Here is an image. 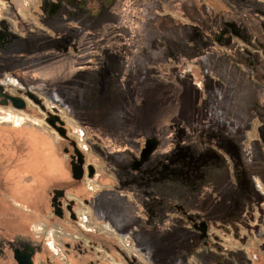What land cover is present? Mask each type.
<instances>
[{
	"label": "crops",
	"instance_id": "1",
	"mask_svg": "<svg viewBox=\"0 0 264 264\" xmlns=\"http://www.w3.org/2000/svg\"><path fill=\"white\" fill-rule=\"evenodd\" d=\"M233 1L239 0H165L164 10L177 13L183 18H208L211 23H205L203 20L204 24L209 25L204 28L203 34H214L218 28L214 26L215 16L210 17L211 11L218 12L217 17L224 14L223 17L228 19L229 4L234 3ZM38 2L40 3L39 7L34 14L36 17L33 15L36 20L21 16L20 11L15 9L13 3L3 10V16L0 18V88L39 90L50 98H52L50 94H74L69 84L76 82L75 79H72L73 74L85 72L86 62L83 61L82 66L78 64L75 68L73 67L74 70L68 72L60 63L51 66L45 64L44 61L47 57H59L60 45L58 44L63 40V51H75L74 34H68L65 37L66 33H61L58 26L59 21L65 19V15L69 18L73 17L80 5L76 4L77 0H72L71 8L75 12L67 10L62 13L59 9L56 12L50 10L48 13L46 6L51 0H38ZM68 2L70 1L68 0ZM37 21L41 25L37 24ZM76 24H82V22L76 21ZM194 50L202 51V47H197ZM213 50L220 51L221 48L217 46ZM217 56H219L218 53ZM202 59L211 60L210 64L213 67L214 61L211 52L210 54L203 53L200 60ZM187 64L190 63L187 62ZM196 64L200 65L199 62ZM116 71H118V67H116ZM88 72L89 82H93V78L94 80L98 79L99 86L97 89H93L95 86L90 83L91 86L86 94H109L104 97V109L99 111H103L105 116L98 118L91 113L79 115L80 107L75 98H73L74 107L70 108L71 105H69L67 108L73 112L75 120L81 124L80 127L86 131L87 139L89 138L88 134L90 135L92 141L90 143L95 148V154L105 163L103 164V173L106 174V180L104 179L106 184L93 190H88L82 185L74 187L75 193L86 204L85 208L90 214V221L97 229L94 231L97 236L91 241L107 250H112L117 245L149 264H243L240 261L241 253L234 250H230L228 253H219L204 249L202 252L199 249L197 230L194 228V224H189L187 220L191 216L195 218L201 216L200 219L204 222L221 220L226 216L236 217L239 211L235 210L236 203L241 204L254 192L257 193L259 201L264 204V192H259L260 187H255V184L251 185L253 194L246 193V197L242 194L237 182L235 183L232 179L231 165L229 169L226 164L229 158L225 156L227 147L232 146L233 150H236V154L240 156L245 171L244 176L252 175L246 171V160L250 158L249 154L256 136L247 138L246 130H242L240 134L236 135L237 141H235L233 139L235 134L228 129L230 126L227 123L221 126L222 123L214 117V113L211 119L193 120L192 116L190 117L191 121L180 122L179 126H173L171 121L163 124L157 130L147 132L142 125V119L134 118L133 121H129L128 109L124 106L125 94L116 84L117 81L119 83V80L113 81L112 84L107 80V77L99 76L98 78L94 75L96 73ZM68 73L73 74L71 76ZM185 85L187 86L186 83ZM189 88H193V86L190 85ZM118 97L121 98L120 107L115 108L112 106V101L118 100ZM56 103L59 104L57 101ZM225 120L227 121L228 118ZM9 121L13 127L25 130V140L22 141L24 145L21 146L23 148L22 160L25 162L26 178L29 182H35L34 185L27 187L23 195H19L22 197V201H13L14 204L26 212V218L31 221V226L35 228L37 234H44L46 228V240L49 241L46 244L49 249L60 245L54 239L56 236L70 238L68 242H71L72 248L66 250L67 252L63 251V256L58 260L59 264H91L93 257L81 244L85 237L90 238L87 236V233L90 232L83 234V231L77 227V222H68L69 220H65L66 218L56 219L52 216V211L49 212L44 207L45 196L49 195L50 190L48 182L60 184L69 182V179L72 178L68 170H64L60 165L64 159L60 154L58 140H55L53 136L50 139L45 138V135L48 137L49 133L47 134L43 127L37 123ZM127 121L130 123L129 125ZM175 130H180V136L176 135ZM144 131L147 133H143ZM208 131L215 132L219 139L222 137L223 143L214 139V141L210 140L205 134ZM230 133L233 134L232 137ZM250 134L252 133L250 132ZM148 135L149 139H153L154 147L147 157L135 166V162L140 160L143 148H139L134 139L135 137L145 138ZM188 136L193 139L195 150L201 152L199 155L189 144ZM134 151L137 160H135L136 158L130 159L135 157ZM225 159L227 160L225 161ZM47 162H51L49 168L46 166ZM129 162H131L130 167ZM170 163H176V165L170 168ZM189 163H199L202 171L205 169L206 186L202 181L195 180L199 175H187L186 177H192L189 181L190 187L188 184L183 185L185 180L183 167H188ZM232 167L234 170V164ZM165 173H170L174 177L162 181L163 184H161L162 174ZM235 173L236 171L233 175ZM254 175L258 176L264 188V172L262 173L261 170ZM175 177L183 179L177 181ZM176 182L182 185H174ZM45 186L47 187L45 188ZM180 191L185 195H180ZM200 199H202L201 202L198 201ZM210 199L216 206L213 211L209 208V211L204 213V206L212 205ZM199 209L203 213L198 212ZM262 211L264 219V208ZM49 222L56 224L58 230L47 231ZM259 229L264 233L262 228ZM144 243L151 249L145 247ZM261 245L264 248V241ZM260 262H264V254L260 255Z\"/></svg>",
	"mask_w": 264,
	"mask_h": 264
},
{
	"label": "rangeland",
	"instance_id": "2",
	"mask_svg": "<svg viewBox=\"0 0 264 264\" xmlns=\"http://www.w3.org/2000/svg\"><path fill=\"white\" fill-rule=\"evenodd\" d=\"M69 1L70 2H68V0H51V2L46 6L47 12L49 13L50 10L56 12L59 11V9H61L62 13H65L67 10L73 11V9L71 8L72 0ZM77 1L78 2H76V4L79 3L80 7L76 9V14L71 18L65 15V19L59 21L58 26L60 27L61 33H66L64 35L65 37L68 34H74V38L76 40L75 51H63V40V42L61 41L62 43H57L58 45H60V54L57 53L59 54V57H47L44 63L51 66H54L55 63H60L62 66H64L65 71L69 72L70 70H74V68L78 64L82 66V62L85 61V72L82 71L76 72L75 74L72 73L73 76L71 73H68L72 76V79L76 80V82L69 84V86L72 87L74 94H50V96L52 97L50 98L39 90L32 91L28 89L20 90L6 88V91L10 90V92H15L16 95L19 93L21 95L19 97H21L26 104L25 108L23 109H16L12 105L8 104L0 105V133H4L2 137L4 138L6 145L10 144L13 147V144L17 143L19 144V147H21L22 145H24L22 141L25 140V130H19L18 128L13 127L9 120H12V122L16 123H37L39 126L43 127L44 131L47 134L49 133V136L47 137V135H45V138L50 139L53 136L55 140H58L60 154L64 159V161L61 162L60 165L64 170H68L70 175L71 170L69 164V155L72 153L71 140H74V132L77 127L81 126V124L77 120H75L73 112L69 108H67V106L71 105L70 108H73V98H75L76 101L78 100V104L80 107L79 115H81L82 113H91V115H93L94 117L102 118L105 116V114L102 113L103 111H99L104 109V97L106 95H109L86 94V91L88 92L90 88L89 86H91V84L95 86L93 89H97L99 86L98 79L94 80L93 78V82H89V79L87 78V76H89L88 71H91V73L93 74L96 73L94 75L98 78L99 76L107 77V80L110 83H112L113 81H117V79L119 80V83L117 81L116 84L120 89L123 90L122 93L125 94L124 106H126V109H128V116L130 117L129 121H133L134 118L142 119V125L147 132H152L154 129L157 130L163 124L170 123L171 121L174 126L178 125L180 122L185 123L186 120L191 121L192 119H190V117L192 116L193 120L202 118L204 113H208L211 111L209 110L208 103L214 100V95L212 94L215 93L213 90L221 91H217L219 93V102L217 101L219 108L221 109V107L224 105L226 108L227 105L228 113H231L233 111L232 109L235 106H233V104L231 105L230 103V94L232 93L229 94V99L228 94H226L227 98H225V92L227 91V88L219 85L214 81L215 79L209 77V75H212V77H216L221 80L224 85H230L234 81V79L228 73L230 67L226 65V71L222 73L219 72V70H215L213 67H210L209 61L211 60H203V64L205 65L203 68L200 65L196 64V60L193 62H189L190 64H187L186 60L183 58L184 55H186L187 58L189 57L188 55H195L194 57L197 58L198 61H200L199 58H201V55H203V53L210 54L211 52L212 60L214 62H217V60H215L217 53H219V55L223 57L224 63H227L229 61L228 54H224L221 52L225 50H213L218 45L229 42V30L225 28V22L227 21V19L223 17L224 14L216 18L214 26L218 28L216 29V33H219L220 29H222L223 27L225 31L223 32V34H219V36L221 37L220 40L217 39L216 41H214V38L209 39L203 34L204 28L209 27V25L203 23V20L205 21V23H209L208 18L200 19L180 17L177 13H171L167 11V9L164 10V6H166L165 0H85L84 3H80L81 1L79 2V0ZM63 2L64 5H62ZM12 3L15 9L17 11H20L21 16H23L24 18L32 19H34L33 15L35 14V11L38 10L40 4L38 0H0V18L3 16V10L7 9L10 5H12ZM217 14L218 13H216V15ZM112 16H119L121 27L123 28L125 34L122 31L117 32L119 30V27H117L109 20L110 18H112ZM76 21H81L82 24H76ZM37 24H39L38 21ZM73 27L75 31L74 29L70 30ZM128 33H133L132 35L134 37L126 35ZM96 34H99L98 37ZM211 37H213V34L211 35ZM186 44H190L191 48L194 49H196L197 47H202L203 53L199 50L196 53L192 52L191 48H189V50H184L186 49ZM224 47H230L231 50L237 51L239 53L237 44L235 42H232L231 45H229V43L225 44ZM224 47H222L221 49H223ZM116 67H118V71L115 72ZM98 71L100 72V74ZM212 81L215 82V85H213V89L205 90L207 86L212 85ZM185 83L187 84V86L185 85ZM190 85H192L193 88H189ZM5 90L1 88V93L4 94L6 92ZM27 93L34 94L40 103H36L31 98L27 97ZM112 95L114 96V94H111V96ZM90 97H93V99H91ZM56 101L59 104H57ZM242 102L243 100L241 102H238L237 107H239V104L241 105ZM120 103L121 98L118 97V100L112 101V106H114L115 108H119ZM49 111L54 112L58 115L60 114L59 116L64 121L68 139L60 137L57 132L45 122L44 117L47 116ZM212 116L213 114H211L209 117L212 118ZM201 120L202 119H200V121ZM127 123L128 125L130 124L128 121ZM146 131H144L143 133H147ZM175 131L176 135L180 136V130ZM241 131L242 130H240V132ZM205 134L210 138V140H217V142L220 141V143H223L222 140L218 138V135L215 134V132L211 133L210 131H208L205 132ZM246 135L247 138L255 136L253 133L250 134V132L248 131L246 132ZM88 136V146L86 150H81V152L84 154V164L88 163L94 167L93 176L89 177L87 175V170L84 167L83 176L78 181L70 178L69 182L60 183L58 185H54V183L50 184V181L48 182L50 190L52 188H55V186L64 187V197H66L67 200L74 201L75 213L78 215L80 222L83 220L84 216L83 214H80V212H86L87 208H85L86 204L81 201L79 195L75 193L76 190L74 187L77 185H82L85 186L88 190H93L94 188L106 184V174L103 173V164L105 163L98 157L97 154H95V148H93V145L90 143L92 142L90 139V135L88 134ZM188 138L189 144L193 147L194 152L199 155L201 152H197V150H195V145L192 142L193 139L189 136ZM134 140L139 145V148H144L147 141L153 142L152 138L149 139V135L145 138L135 137ZM75 145L78 148V145L76 143ZM8 147L9 146H7V148ZM64 149L67 150L64 151ZM227 149L228 150L225 151V156H227L229 160L225 159V161H228V163L226 164L229 166V169L231 165L232 173L230 174L233 181L236 183L238 181V178L235 176L236 173L235 175L233 174L235 170H238L237 168H242L243 170L241 159L240 156L236 154V150H233L232 146H230V148L227 147ZM203 153L204 151L202 152V154ZM17 155L18 157L21 156V151H18ZM249 155L250 158L246 160V170L248 171V173H252V175L248 177L245 176L244 180L242 181V185L249 186L255 184V187H260L259 192H264V188L261 185L258 176L254 175L258 174L261 170L264 169V161H262V158L259 156V150L255 146L252 147L251 153ZM130 159L137 160L138 158L135 156ZM233 164L234 170L232 167ZM175 165L176 163H172L170 168ZM46 166L49 168L51 166V162H47ZM187 166L188 167H183L185 169L184 173H186H183L186 180H184L183 185L186 186L188 184L190 187L189 181H191L192 177H186L187 175H199L197 178H195V180L197 179L198 182L202 181V183L205 184L204 186H206L207 180H205V176H207V174L205 172V169L204 171H202L199 163H189ZM18 174L19 173H17L16 180L20 179H18V176H20ZM94 176L95 178H98L95 179ZM173 177L174 175L170 173L162 174L163 180H161V184H163L162 181L169 180ZM175 178L177 181L179 179H183L177 177ZM176 184L180 185L181 183L176 182L174 185ZM46 187L47 186H45V188ZM24 189L25 185L23 186L22 191H24ZM179 194L185 195L182 192ZM12 195V201H22V197H20L19 194L13 193ZM251 198V202L243 200L241 205L238 202L236 203L235 210L239 211L235 217V221L231 222L233 224L230 225H233L232 227L234 228V230H236L238 237L235 239L230 236L229 240L227 241L228 243L224 242L225 244H227V247L225 250H222V253H228L230 250H234L235 252L241 253L242 257L240 261H242L243 264H264V262H260V255L264 254V248L261 245V243H263L264 241V233L260 232L259 229L262 228L264 230V219L262 211V209L264 208V204L263 202L259 201L256 192H254ZM198 201L201 202L202 199ZM210 203L212 204H209L210 207H208L207 204L206 206H204V213L205 211L208 212L209 208L212 209V211L214 210L216 204L214 203V201H211ZM44 207L49 212L51 211L50 195L45 196ZM198 212L203 213V211H201L200 209L198 210ZM10 213L14 214L15 216L17 215V211L14 208L10 210ZM89 215L90 214L88 213L87 218L90 220ZM23 217L26 218V212L23 213ZM200 217L197 218V221L199 222H201ZM65 220L68 221V218H66ZM9 221L10 226L13 230L16 220ZM68 222H70V220ZM219 223L221 224V222H216V220H214L211 224V227L209 224L207 228L210 227L209 229H212L210 231V235L213 234L214 228H230L229 225H219ZM27 225L29 229L32 230L34 235L43 240L44 243L49 242L48 240H46V228L44 230V234H37L35 228L31 226V221L28 218ZM56 226V224L49 222L47 225V231H50V229H57ZM77 227L83 231V234L90 232L87 233V236H89L90 238L85 237L82 240L83 248L87 247V243L90 246H93V244L89 242H92L91 239H95L97 236V234L94 232L95 230H97L96 227H94V224H92V222L86 224L82 222V224H77ZM194 228L198 233L199 231H205V228H199L197 224L194 225ZM54 239L60 245L55 246L54 249H47V251L50 257L58 261L59 258L63 256L62 253L64 254V243L66 241L68 242L70 238L65 236L61 237L59 235ZM199 243V249H201L202 252L204 249H207V246L204 245L203 241H200ZM213 243H211L210 245H212ZM144 246L148 247L145 243ZM99 248L100 245L98 244L97 249ZM97 249L89 247L87 248V252H89L88 254L92 255V257L96 256V258H99L96 259L99 260V264H110L109 260H113V258L110 259L107 257V259L105 260L104 258H102L103 254L97 253ZM115 249V247L112 248V250H110V253H108L111 254V251H114ZM214 249L217 250L216 248ZM118 250L120 249L118 248ZM121 250L123 251L124 258L119 257V259L122 264L133 263L131 259H135L134 264H149L140 257L128 253L125 249ZM112 254H114L115 256L117 255L115 253Z\"/></svg>",
	"mask_w": 264,
	"mask_h": 264
},
{
	"label": "flooded vegetation",
	"instance_id": "3",
	"mask_svg": "<svg viewBox=\"0 0 264 264\" xmlns=\"http://www.w3.org/2000/svg\"><path fill=\"white\" fill-rule=\"evenodd\" d=\"M80 1L81 3L85 2V0H79V2ZM233 2L234 3L229 4V9H230L229 17H228L229 19H227V21L225 22L226 24L225 28L229 30V36H228L229 45H231L232 42H235L237 44L239 53L237 51L231 50L230 47L225 48L224 47L225 44L228 43L218 45V47L220 48L224 47L221 50H225V51H221V50L220 51L224 54L225 53L228 54L229 61L227 63H224L223 57L219 55L216 57L217 62H214V65L216 66L213 65V68L215 70H219V72L224 73L226 71V65H228L230 67L228 73L229 75H231L234 81L230 85L228 84L224 85L222 81L219 80L218 78L212 77V75H209L208 73L207 74L209 75V77L215 79L214 81L216 83L227 88V91L225 92V98H227L226 94H228V99H229L230 97L229 94L232 93L230 94L231 95L230 103L231 105L233 104V106H235L236 109L235 107H233L232 109L233 111L231 113H228L227 105L226 108L224 105L220 109L218 106V102H219L218 92L221 91L217 90L218 91L217 92L213 90L215 93L214 100L208 103L209 110L211 111L208 113L207 112L204 113L202 118L207 119L211 114L214 113V117H216L218 121L222 123L221 126L225 125V123H227L230 126L228 129L232 131L233 134H235L233 136V134L230 133L231 137L233 136V139L235 141H237L236 135L240 134L239 133L240 130H246V132L247 131L252 132L256 136L255 142L252 143L253 144L252 147L255 146L259 150V156L262 158V161H264V0H239ZM216 13L218 12L211 11L210 17L211 18L214 17ZM216 18H218L217 15L214 17V21H216ZM109 20L112 23H114L117 27H119V30L117 32L122 31L125 34L123 28L121 27L119 16H112V18H110ZM209 23L211 22L209 21ZM224 31L225 29L223 27L222 29H220L219 33L213 34V37H211L212 35L211 33H208L209 35L205 34V36H207L209 39L214 38V41H216L217 39L220 40L221 37L219 36V34L220 33L223 34ZM132 34L133 33L131 34L128 33L126 35L130 37L131 36L134 37ZM96 35L98 37L99 34ZM185 47L186 49L184 50H189V48H191L190 44H186ZM191 51L195 53L197 52L196 50H194V48H191ZM185 52H189V51H185ZM188 56H189L188 58L186 55L183 56L186 62L189 63L191 61L196 60L197 62H199L200 66L204 68L205 65L203 64L204 62L203 60L205 59L200 60L199 58V60L202 62L201 63L200 61L197 60V58L194 57L195 55H188ZM209 65L211 67L210 63ZM214 81H212V85L207 86L205 90L213 89V85H215ZM4 94H10L18 97L21 96L19 93H18L19 95L18 94L16 95L15 92H10V90L6 91ZM242 100H243L242 104L241 105L239 104V107H237L238 102H241ZM1 102H7L5 105L7 104L11 105L9 100L7 98H4L3 96H0V105H3L1 104ZM217 110L219 111L217 112ZM209 118L211 119V117ZM227 118L228 120L226 121L225 119ZM3 134L4 133H0V264H19V262H22L24 261L25 258H27L28 254L31 260V264H59L57 260L50 257L47 251V249H49L47 244L44 243L43 240H41L39 237L35 236L32 230L29 229L27 225V218L23 217L24 212L22 211V208L14 204V202L11 200V196H13L12 195L13 193L23 195L24 192L27 190V187L32 184L34 185L35 182L34 183L29 182V180L26 178L25 162H23L22 160V155L19 157L17 155L18 151H21V153L23 152L22 151L23 148L19 147V144L17 143L13 144V147L10 144L6 145V142L2 137ZM7 146L9 147L7 148ZM12 159L14 160V162ZM87 165L88 163L83 164L85 169ZM237 169L238 170L235 171H236V177L238 178L237 181L238 188L240 189L242 194H244L245 197H246V193L253 194L252 192L253 190L251 191V185L249 186L242 185V181L244 180L245 177L244 176L245 171L240 168ZM263 172L264 169L262 170V173ZM17 173H19L18 175H20L18 176V179L20 178L19 180H16ZM24 185H25V189L24 191H22ZM54 185H58V183L54 182ZM61 190L63 191V196L60 197L57 194L58 197L56 198L57 201H61V208L63 211V217L59 218L58 216L53 214V208L51 207V199L54 193H59ZM64 193H65L64 187L55 186V188H52L49 191L52 216L56 219L68 218V220H70L71 222H76V219L71 220L69 218V212L67 209L69 200H67L66 197H64L65 196ZM245 197L244 199H246ZM246 201L251 202L252 201L251 197L249 196ZM74 204L75 203L73 202L70 206L73 212L75 213ZM13 208L16 209L17 211L16 216L10 213V210H12ZM9 220H16L15 227L13 230L10 226ZM187 221L189 222V224L190 223L194 225L197 224L199 228L202 229L204 226L205 231L204 232L199 231V233L197 232L198 233L197 235H198V241L199 242L203 241L204 245L207 246L208 250L219 253L223 252L222 251L223 249H221L218 245L219 241H215V243H213L210 240L209 234L211 233L210 231L212 229L209 228L211 227V224L213 222H204L203 220L199 222L197 221V218H195L194 216L193 217L191 216V218H189ZM233 221H235V217L226 216L221 218V220H217L216 222H221V224L219 223V225L230 226V224H233L231 223ZM201 224H203V226ZM209 224L210 227L207 228ZM219 229L220 228L217 229L214 228L213 232H217L219 231ZM89 243H92L93 246L92 245L90 246L87 243L86 244L87 247H84L86 250L89 247H93L97 249L98 243L96 242H89ZM211 243H213L212 244L213 246L210 245ZM64 244H65V250L68 251L71 249L72 246L70 242H66ZM114 247L116 249L111 252L117 254L118 256L117 255L115 256L112 253L109 254L110 250L105 249L101 245L100 248L97 249V253L103 254L102 258H104L105 260L107 259V257L110 259L113 258V260H109L110 264H122L119 257L124 258L123 251L117 245H115ZM118 248L121 251L118 250ZM214 248H216L217 250H215ZM96 259L99 258H96V256L93 257L91 264L98 263L99 260ZM131 260L133 261V263L130 264H134L135 259H131Z\"/></svg>",
	"mask_w": 264,
	"mask_h": 264
},
{
	"label": "water",
	"instance_id": "4",
	"mask_svg": "<svg viewBox=\"0 0 264 264\" xmlns=\"http://www.w3.org/2000/svg\"><path fill=\"white\" fill-rule=\"evenodd\" d=\"M0 96H3L4 98H7L11 105L16 108V109H23L25 108V101L18 96L10 95V94H1V88H0ZM27 97L31 98L34 100L36 103H40L39 100L36 98L34 94L27 93ZM6 100V99H5ZM7 102H1V104L5 105ZM45 122L53 128L57 134L65 139H68V136L66 134V129L64 126V121L58 114H53V113H48L47 116L44 118ZM71 146H72V153L69 155L70 156V170H71V176L72 179L78 181L82 178L83 173H84V154L77 148L75 145L74 140H71ZM154 147V142H149L147 141L145 144V147L142 149L140 153V160L135 162V166L140 164V162L147 157L151 149ZM67 149H64L66 151ZM87 170V175L89 177H92L94 174V167L91 164H88L86 166ZM62 197L63 196V191L61 190L59 193H54L52 199H51V207L53 208V214L58 216L59 218L63 217V211L61 208V201H57L56 198L57 196ZM69 204L67 206L68 212H69V218L71 220L76 219V215L71 209V204L74 202L73 200L68 201ZM203 226V224H201ZM204 229V226H203ZM19 264H31V260L29 257V254L27 255V258L24 259V261L19 262Z\"/></svg>",
	"mask_w": 264,
	"mask_h": 264
},
{
	"label": "built area",
	"instance_id": "5",
	"mask_svg": "<svg viewBox=\"0 0 264 264\" xmlns=\"http://www.w3.org/2000/svg\"><path fill=\"white\" fill-rule=\"evenodd\" d=\"M49 113L55 114L54 112H50V111H49ZM74 133L75 134H74L73 138H74L75 143L78 145V149L80 151L81 150L82 151L86 150V148L88 146L87 145L88 143H87V133H86V131L82 127H77ZM80 214L84 215L83 216V220L80 222L79 218H78V215L76 214V222H77V224H82V222L84 224L90 223V220L87 218V216H88L87 210L84 213L80 212ZM232 226L230 225V228L222 227V228H220L219 231L213 232L212 235H210L211 234L210 233L209 234L210 240L212 242L219 241L218 242L219 247L221 249L225 250L226 247H227V244H225L224 242L228 243L227 241L229 240L230 236H232V238H235V239L238 237V234L236 233V230H234V228Z\"/></svg>",
	"mask_w": 264,
	"mask_h": 264
},
{
	"label": "trees",
	"instance_id": "6",
	"mask_svg": "<svg viewBox=\"0 0 264 264\" xmlns=\"http://www.w3.org/2000/svg\"><path fill=\"white\" fill-rule=\"evenodd\" d=\"M128 165H129V167H130V165H131V162H129V164H128Z\"/></svg>",
	"mask_w": 264,
	"mask_h": 264
}]
</instances>
